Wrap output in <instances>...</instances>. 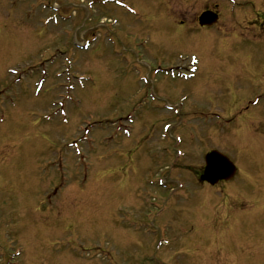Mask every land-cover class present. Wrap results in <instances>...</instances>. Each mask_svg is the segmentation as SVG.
<instances>
[{
    "label": "rangeland",
    "instance_id": "rangeland-1",
    "mask_svg": "<svg viewBox=\"0 0 264 264\" xmlns=\"http://www.w3.org/2000/svg\"><path fill=\"white\" fill-rule=\"evenodd\" d=\"M116 1L0 0V264H264V0Z\"/></svg>",
    "mask_w": 264,
    "mask_h": 264
},
{
    "label": "water",
    "instance_id": "water-1",
    "mask_svg": "<svg viewBox=\"0 0 264 264\" xmlns=\"http://www.w3.org/2000/svg\"><path fill=\"white\" fill-rule=\"evenodd\" d=\"M217 20V17L210 13L205 12L199 18V24L201 26H211ZM206 171L202 180L209 182L210 184L216 183L221 179H229L234 173V169L229 161L222 155L212 153L205 159Z\"/></svg>",
    "mask_w": 264,
    "mask_h": 264
},
{
    "label": "bare ground",
    "instance_id": "bare-ground-1",
    "mask_svg": "<svg viewBox=\"0 0 264 264\" xmlns=\"http://www.w3.org/2000/svg\"><path fill=\"white\" fill-rule=\"evenodd\" d=\"M181 161V160H180Z\"/></svg>",
    "mask_w": 264,
    "mask_h": 264
}]
</instances>
